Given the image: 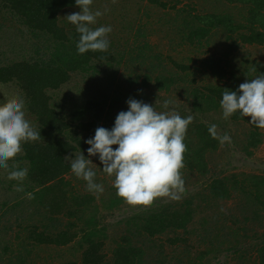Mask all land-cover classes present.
Returning <instances> with one entry per match:
<instances>
[{
	"label": "trees",
	"instance_id": "1",
	"mask_svg": "<svg viewBox=\"0 0 264 264\" xmlns=\"http://www.w3.org/2000/svg\"><path fill=\"white\" fill-rule=\"evenodd\" d=\"M131 2L136 7L144 2L168 7L167 0L93 2L101 12L105 6L109 9L91 25L93 29L111 26L109 49L79 54L76 45L80 34L66 18L79 7L75 0H0V86L19 91V98L25 101V118L41 134L38 141L22 145L23 152L17 155L15 162L9 161L7 172L27 168L28 176L23 181L22 192L15 190L18 181L6 180L0 206L3 214L12 218L20 229L14 236L18 241L15 247L12 239L5 238L12 225L0 230V263L36 264L33 255L40 246L58 248L57 255L61 259L56 264H211L209 256L220 252L209 250V245L205 250L197 248L193 252L186 248L181 255L178 251L174 262L167 261L163 255L166 241L174 246L183 244L195 233L191 227L194 199H186L180 208L152 206L135 212L124 222L125 227L118 237H114L115 246L107 260L104 252L107 234L105 226L100 227L104 216L100 215L97 194L104 197L103 209H113L124 199L117 195L113 184L105 185L104 191L96 195L81 192L68 176L71 166L64 157L75 158L81 152L87 157L90 145L85 141L94 137L96 128L111 130L118 113L128 110L129 98L143 102L152 99L146 92L152 86L157 92L169 90L189 77L186 94L191 97V113L221 108L223 92L238 91L239 85L246 82L240 80V64L232 62L236 47L264 44V0H217L239 8L242 12L239 17L226 9L198 11L194 4L179 6L182 0H174L171 5L174 14L166 25V36L172 45L202 48L211 46L218 38L221 47L224 46L216 47V53L200 58L195 65L179 62L171 56L163 58L149 43L147 27L138 17H132ZM133 38L136 45H132ZM124 45L125 49L120 50ZM122 60L131 66L128 82L139 84L137 88L124 91L122 85L115 88L110 82L104 85L93 82L92 76L101 73L99 67ZM167 60L172 65L165 69L162 63ZM260 70L264 74V65H260ZM199 72L211 80L203 83L197 78ZM64 86H69L70 93L61 97ZM7 95L6 99L12 98V93ZM229 120L249 124L251 131L246 148L262 141L263 129L250 123L251 117L237 111ZM210 125L199 115L188 126L184 163L189 173L209 172L205 155L219 144L208 132ZM112 147L115 149L118 145ZM102 173L105 174L103 170ZM238 183L242 185L247 204L255 206L256 218L264 209V175L252 174ZM231 189V180L224 176L211 181L200 195L206 201L228 198ZM201 229L204 231L200 240L205 242L209 230L203 223ZM160 236H165L166 241L155 246ZM157 247L159 251H154ZM255 251L256 264H264V243Z\"/></svg>",
	"mask_w": 264,
	"mask_h": 264
},
{
	"label": "rangeland",
	"instance_id": "2",
	"mask_svg": "<svg viewBox=\"0 0 264 264\" xmlns=\"http://www.w3.org/2000/svg\"><path fill=\"white\" fill-rule=\"evenodd\" d=\"M100 1L101 0H93V2ZM173 1L174 0H167L168 7L166 8L150 5L146 2L136 7L134 2H131L134 15H132V17L134 19L138 17L141 23L147 27V32H149L147 39L149 43L155 46V49L162 54L163 58L171 56L178 59L179 62L195 65V61L198 62L200 58L209 56L211 53H216V47H221L220 41L216 38L214 44L202 48L194 47L189 44H182L180 46L176 44L172 45L171 40L166 36V25L168 24L167 19L174 14V10L171 9V5L174 3ZM186 4H194V7L198 11H214L216 8H219V10L226 9L234 12L238 17L242 13L239 8L234 7L235 5H229L227 3L222 4L221 2H217V0H182L179 6ZM91 9L93 11L97 10L94 3L91 5ZM80 11L81 9L78 7L70 14ZM132 40V45H136L135 39L133 38ZM125 47L126 45L120 47V50H124ZM223 47L222 45L221 48ZM232 62L237 65L240 64L239 66H241V72H239V74H241V81L252 80L257 76L264 75L260 70V65H264V44L238 45ZM170 65H172V63L168 60L162 63L165 69L169 68ZM246 65L247 67L244 70ZM99 68L101 69V73L92 76L93 82L97 85H104L105 82H110L115 88L122 85L124 91L139 86V84L136 85L128 82L132 69L131 66L127 65L123 60L120 63ZM127 76L128 78L125 81L124 79ZM197 78L202 80L203 83L211 80V78L203 72H199ZM189 79L188 77V80ZM188 80L173 85L169 90L162 89L157 92V88L153 86L151 90L146 89V92L152 99L146 100L145 103L154 106L157 112L171 111L174 108L182 118L192 115L194 117L193 122L195 116L200 115L203 122L217 125V132L219 135L222 136L227 133L231 137V143L225 142L223 145L219 143L217 149L206 153L205 157L209 168L208 173L202 175L198 172L189 173L186 167L181 170L182 177H184L185 180L186 191L181 196L180 200H171L169 198L156 199L152 206H168L170 208H180L185 205L186 199H194L193 206L195 208L192 215L191 227L195 230L196 234H191L187 242L175 246L167 242L165 236H160L156 238L155 246L162 240L166 241L163 255L167 258V261L170 262H174L177 259L175 253L178 251L181 255L185 253L186 248L193 252L197 248L205 250L210 245L209 250H220L219 253L209 256L211 264H256L257 255L255 248L264 243V209L260 211L259 216H256V218L254 217L253 211L256 208L253 204H247V200L244 199L243 189H241L242 185L239 184L238 181H242L252 174L264 175V129L261 131L262 141L254 147L246 148L244 145L251 131L247 122H231L229 118L224 119L222 108L212 109L207 112L191 113V97L186 94V89L190 86ZM68 88L69 86H64L63 89H61V97L64 96L65 93H70ZM18 92L19 91H15L13 88L0 86V104L8 100L6 99L9 97L7 93H12V97H19ZM75 93L76 91H74V94ZM159 96L165 99H160ZM165 100H172L174 104L170 105L168 109H165L163 107V102ZM86 158L93 161L91 167L96 171V174H98L96 175L98 176L96 177L98 179L96 183L101 184L103 187L107 184L112 185L115 177H110L106 173H102V163L99 160V155L97 154L91 157L87 155ZM68 176H71L73 182L77 184L76 186L81 192H88L85 180L76 177L72 171ZM224 176L228 177L232 183L230 197L208 198V201L204 200L200 193L205 192L204 189L215 178H223ZM7 177L8 172L4 169H0V201L4 198L3 193H5L4 188L7 183L6 180L10 181ZM243 186H246V181L243 182ZM93 193L96 195L95 192ZM103 198L104 197H100V195L97 194L96 202L100 206V215L104 216L102 217L103 223L100 227L102 228L105 226L106 228L105 233L107 234V239L104 245V252L106 251L108 260L111 256L112 248L115 246L114 237H118L123 231L125 227L124 222L135 212L144 208L142 206L128 205L124 201L113 209H103L101 205ZM222 208L225 211H221ZM3 211L4 209L0 206V230L12 225V229L7 232L5 238L12 239L13 246L15 247L18 241L14 239V236L15 233L19 231L20 227H17L16 224L13 223L12 218L8 215H4ZM201 223H203L206 230H209L208 237L204 238L205 242L200 240V234L203 230L201 229ZM1 236L4 237V235ZM146 244H144V246ZM147 250L149 251L150 249ZM155 250L159 251V247L155 248L154 251ZM0 252L2 251L0 250ZM57 253L58 248L55 246H40L34 253L33 260L36 264H47L49 262L56 264L60 262L61 259L58 257ZM156 255L157 254H155V256ZM0 264L11 263L3 262Z\"/></svg>",
	"mask_w": 264,
	"mask_h": 264
},
{
	"label": "clouds",
	"instance_id": "3",
	"mask_svg": "<svg viewBox=\"0 0 264 264\" xmlns=\"http://www.w3.org/2000/svg\"><path fill=\"white\" fill-rule=\"evenodd\" d=\"M75 3L81 11L66 18L80 34L76 45L78 53L84 54L89 50L106 52L111 26L93 29L91 25L109 11L108 7L105 6L101 12L91 9L93 0H75ZM127 104L128 110L118 113L111 130L97 127L94 137L85 141L90 145L87 149L89 157L99 155L103 172L115 177L113 186L117 195L128 205L147 209L158 198L180 200L186 191L181 172L185 167L184 153L187 151L184 140L194 117L188 115L182 118L174 108L157 112L154 106L135 98H129ZM173 104L174 101L165 100L163 107L168 109ZM220 106L224 119L239 111L242 116L251 117L250 123L264 129V75L241 83L238 91H224ZM24 109L25 101L19 97L0 104V169L5 171L9 169V161H15L17 155L23 152L24 143L36 142L41 137L40 131L34 130L25 118ZM208 132L221 145L231 143L227 133L218 134L215 124L209 126ZM113 145L118 147L114 149ZM64 158L70 162L76 177L87 182L88 191H104L101 184L95 183L96 172L91 167V159L82 152L75 158ZM27 176L28 169L24 168L9 171L7 178L18 181L15 190L22 192ZM221 211L225 210L222 208Z\"/></svg>",
	"mask_w": 264,
	"mask_h": 264
}]
</instances>
